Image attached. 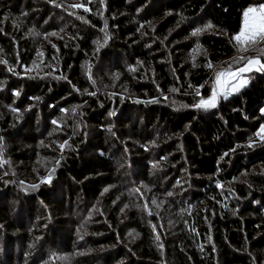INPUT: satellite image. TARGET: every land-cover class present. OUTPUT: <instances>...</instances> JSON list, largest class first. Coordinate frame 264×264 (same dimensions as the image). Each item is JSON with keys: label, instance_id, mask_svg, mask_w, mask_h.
I'll list each match as a JSON object with an SVG mask.
<instances>
[{"label": "trees", "instance_id": "obj_1", "mask_svg": "<svg viewBox=\"0 0 264 264\" xmlns=\"http://www.w3.org/2000/svg\"><path fill=\"white\" fill-rule=\"evenodd\" d=\"M52 1L0 0V264H264V70L196 107L264 64L234 39L264 0ZM37 166L49 182L18 181Z\"/></svg>", "mask_w": 264, "mask_h": 264}, {"label": "rangeland", "instance_id": "obj_2", "mask_svg": "<svg viewBox=\"0 0 264 264\" xmlns=\"http://www.w3.org/2000/svg\"><path fill=\"white\" fill-rule=\"evenodd\" d=\"M70 2L71 3L65 4V3H63V0H53L52 1V3L59 4L58 9H60V10L64 9V11H62V12H76V11H79V9L86 8V5L84 3L85 0H76L73 2L71 0ZM77 5H83V7H76ZM259 5H255L253 7H258ZM2 8H3V6L1 5L0 11ZM5 8H7V6ZM60 10L54 11V12L59 13ZM22 13H24V11H22ZM250 17H251V14H250ZM3 20L4 21L2 24H8V23L11 24L12 28L16 29L20 34H25L28 36L31 35V37L38 36L40 38H45L46 40H48V39L50 40L51 36L57 35L56 32H51L50 33L51 36L49 35V33H45L44 35L40 36L41 34L39 33L40 31H38V29H39L38 25L35 26L34 21H32V24H30V22H28L27 23L28 27H26L24 30H22L21 29V27L23 28L22 20L18 19V17L12 13H9L8 15H6ZM1 22H2V20L0 21V23ZM244 23H245V21L243 19L242 29L244 28ZM242 29H241V31H242ZM12 39L17 40V37L15 36ZM50 42L53 43L52 40H50ZM237 61H240L241 63H245V64L247 63V60H245V59L244 60H237ZM260 62H261V60H260ZM261 64H263V63L261 62ZM249 67L252 69L251 71L240 73L239 75H237L235 77H233L230 74L231 72H233L235 70L223 71L221 73H224V75L220 76L219 80L217 78L214 80V91H213V93L214 92L216 93V106L218 105L221 98L226 99L227 97L231 96L232 94L239 92L245 86H247L249 83V80H248V74L249 73L254 72V71H262V70H257L260 68V64H252V65H249ZM224 68H227V67H224ZM245 81H246V83H244ZM242 83H243V86L241 87L240 85ZM237 88H239V90H237ZM213 93L209 98H211L213 96ZM209 98L204 99V100H208ZM56 120H57V123H59L61 119L56 118ZM61 126H62L61 124H59L58 126H52V128L47 133L48 136L51 137L50 141L47 142V146H48L47 150L48 151H56V152L58 151L60 158L64 156L63 151H64V149H67L68 144L70 143L69 140H62L59 137H56V136H59L63 132V127H61ZM255 141L264 142V132H261V129L258 132ZM42 160L43 161H40V162L41 163L43 162V167H47L52 162H53V166L56 165L55 161H54V160H56L55 156H44V158ZM56 161L59 163V159H57ZM39 167L38 166L36 167V175L35 174L27 175L28 172L26 174L24 172V170H22L21 172H19L22 175V177H19L18 181L27 183L30 187H34L35 189L37 188V186H42V183L49 182L51 180V177L48 175L49 172L45 171L39 176V178L37 177V174L39 175L41 173V170ZM20 168H22V167L19 166V168H17V169L20 170ZM16 172H17V170H16ZM16 172H15V174H17ZM22 179H24L25 181ZM134 193H136V192L134 191ZM84 234H86L85 231H82V230L78 231L79 236H83Z\"/></svg>", "mask_w": 264, "mask_h": 264}, {"label": "snow or ice", "instance_id": "obj_3", "mask_svg": "<svg viewBox=\"0 0 264 264\" xmlns=\"http://www.w3.org/2000/svg\"><path fill=\"white\" fill-rule=\"evenodd\" d=\"M76 7H83V5H77ZM85 11H89L88 8H84ZM251 14V17H250ZM244 28L242 31L235 36V40L243 45V50L247 51L248 46L255 44L259 41H264V3L260 4L258 7H250L244 13ZM211 27V25H208ZM199 31V30H198ZM197 33H194V35ZM260 64V68L257 70H264V64H261L259 58H251L247 60L245 66L236 69L230 74L235 77L240 73L251 71L252 69L249 65ZM211 67V65H209ZM224 73H219L217 79L219 80L220 76H223ZM246 83V81L244 82ZM243 86V83L240 85ZM239 90V88H237ZM197 108H214L216 107V93H213V96L208 100H201L199 104L196 105ZM261 132H264V126L261 128ZM171 195V193H169ZM151 214V213H150Z\"/></svg>", "mask_w": 264, "mask_h": 264}]
</instances>
